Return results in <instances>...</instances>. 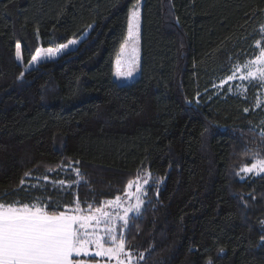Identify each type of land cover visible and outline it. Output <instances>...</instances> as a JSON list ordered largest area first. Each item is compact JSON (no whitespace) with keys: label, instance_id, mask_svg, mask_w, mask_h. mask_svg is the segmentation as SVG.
I'll use <instances>...</instances> for the list:
<instances>
[{"label":"trees","instance_id":"1","mask_svg":"<svg viewBox=\"0 0 264 264\" xmlns=\"http://www.w3.org/2000/svg\"><path fill=\"white\" fill-rule=\"evenodd\" d=\"M139 1L0 0V200L65 211L78 199L87 211L150 171L125 232L139 264H264V173L237 174L245 152L264 156L262 87L249 83L246 98L219 87L264 43V0H142L140 75L120 84ZM85 34L27 72L16 60L17 44L28 65Z\"/></svg>","mask_w":264,"mask_h":264},{"label":"snow or ice","instance_id":"2","mask_svg":"<svg viewBox=\"0 0 264 264\" xmlns=\"http://www.w3.org/2000/svg\"><path fill=\"white\" fill-rule=\"evenodd\" d=\"M139 37L140 12L137 7L128 18L127 37L116 57L115 76L118 79L132 78L138 63ZM76 43L75 39H71L56 49L38 48L31 58V64L34 66L45 58H55ZM256 49L258 54H254L243 65L237 64L232 74L219 85L221 89L237 78L264 87V47L260 41L256 42ZM19 58L17 45V59ZM256 106H260L259 102ZM248 111L245 109V112ZM260 135L264 137V131ZM244 154L251 155L252 163L250 166H242L238 175L264 173V156L259 152ZM72 163L69 161V167ZM74 163L79 164V161ZM71 170L78 177L75 183L87 182L78 167ZM25 176H31V173L27 172ZM44 179L47 180L48 177ZM150 180V172L143 177L138 175L135 180L127 182L123 195L104 201L100 207L89 204L87 211L81 208L78 199L74 208L65 211L58 208L47 209L39 199L22 204L19 201L9 204L0 200V264H85V261L75 258L89 255L108 257L109 260H115L116 264H133L132 253L126 250L125 232L131 222L142 214L145 203L143 197L147 195L149 189L146 185H149ZM21 184H24V180H21ZM59 184L63 186L65 181L61 180ZM90 246H94V253H90ZM144 258V254L140 253L139 259Z\"/></svg>","mask_w":264,"mask_h":264},{"label":"rangeland","instance_id":"3","mask_svg":"<svg viewBox=\"0 0 264 264\" xmlns=\"http://www.w3.org/2000/svg\"><path fill=\"white\" fill-rule=\"evenodd\" d=\"M142 4H143V1L140 0L134 6V8L138 7L139 8V12H140ZM140 31H141V24H140ZM86 35L87 34L75 39L77 41L76 45L70 46L69 49L65 50L62 54H58L55 58H52V59L45 58L42 62H39V63H37L34 66L31 64V61H30V63L28 65H24L23 59H22V47H21L20 44H17V45H19L20 58L17 59V45H16V60H17V62L20 65H22L24 67L25 72H27V71H29L31 69L37 68L40 64H42L44 62L57 60L58 58H60L64 54L68 53L69 51H72V50L76 49L79 46V44L82 42V40L86 37ZM261 46L264 47V43ZM58 47H54V48L53 47H48V48L56 49ZM44 49H47V48H44ZM140 59H141V49H140V37H139L138 63H137L136 69L133 72L132 78L131 79H123V78H119L118 79L115 76V74H114V77H115L116 81H118L120 84H130V83L134 82L140 75ZM115 70H116V64H115ZM249 83L250 82L247 81V80L242 81V80L237 78L236 80L230 81L227 84H225L224 87H227L229 92L240 94L244 98H246L247 97L248 84ZM245 88L247 89V91H244ZM258 102L260 104L259 107L256 106ZM253 109L255 111L259 112V114H258V119L259 120L257 122V126L259 127V129H261V132H262V131H264V87H262L261 94L257 95V98H256L255 103L253 105ZM148 172H150V171L144 172L140 177H143ZM150 174H151V172H150ZM250 175H255V174H245V176H250ZM255 176H257V175H255ZM151 181H152V176H151V180H150L149 185H146L147 188L151 185ZM143 199L146 202V196H144ZM144 205H145V203H144ZM144 205H143V207H144ZM109 210H111V209H109ZM106 246H108V244H106ZM89 251H90V253H94V251H95L94 246H90ZM130 252L132 253V257H133V264H139V262L141 261L139 259V255L137 253H133L132 251H130ZM75 259L83 260V261H85V264H116L115 260H109L108 257H95L94 255H89V256H86V257L85 256H81V257H77Z\"/></svg>","mask_w":264,"mask_h":264}]
</instances>
